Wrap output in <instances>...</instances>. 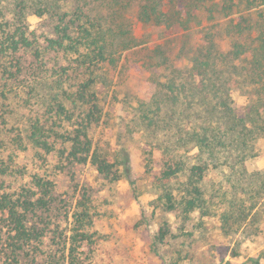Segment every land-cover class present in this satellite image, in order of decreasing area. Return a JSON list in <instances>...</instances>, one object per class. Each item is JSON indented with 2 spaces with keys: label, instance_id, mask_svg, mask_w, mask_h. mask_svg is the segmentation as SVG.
Here are the masks:
<instances>
[{
  "label": "trees",
  "instance_id": "16d2710c",
  "mask_svg": "<svg viewBox=\"0 0 264 264\" xmlns=\"http://www.w3.org/2000/svg\"><path fill=\"white\" fill-rule=\"evenodd\" d=\"M150 27L186 37L137 60V124L158 138L143 172L158 205L218 213L225 234L252 215L258 193L232 197L264 137V0H0V264H92L90 196L62 198L53 178L90 164L119 180L94 139L97 86ZM225 165L238 182L230 189ZM254 189L262 195L264 181Z\"/></svg>",
  "mask_w": 264,
  "mask_h": 264
},
{
  "label": "rangeland",
  "instance_id": "374dc122",
  "mask_svg": "<svg viewBox=\"0 0 264 264\" xmlns=\"http://www.w3.org/2000/svg\"><path fill=\"white\" fill-rule=\"evenodd\" d=\"M28 19L37 34H47L35 16ZM139 37L140 44L124 52L117 69L97 86L102 119L94 139L116 161L119 180H104L90 164L79 167L73 176L62 173L53 178L62 198L73 200L84 192L90 196L94 211L92 264H264V192L261 195L260 188L254 189L264 181V137L255 143L254 155L245 163L246 173L232 197L237 201L248 193H258L249 200L255 202L252 215L236 233H224L218 213L209 216L194 210L185 216L180 208L170 212L158 205L155 189L143 172L145 151L158 138H144L145 131L137 124L134 103L142 70L137 60L148 53L146 46L163 42L166 49L176 50L175 45L186 37L164 36L157 27L141 29ZM234 97L244 101L242 94L234 93ZM223 169L222 187L230 189L238 182L228 179L231 172L226 165ZM206 186L210 193L211 186ZM67 226L62 222L64 231Z\"/></svg>",
  "mask_w": 264,
  "mask_h": 264
}]
</instances>
